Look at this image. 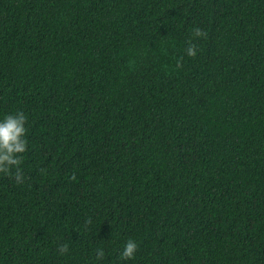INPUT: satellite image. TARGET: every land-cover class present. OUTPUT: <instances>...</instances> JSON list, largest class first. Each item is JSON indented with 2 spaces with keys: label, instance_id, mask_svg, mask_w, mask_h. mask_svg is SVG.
<instances>
[{
  "label": "trees",
  "instance_id": "trees-1",
  "mask_svg": "<svg viewBox=\"0 0 264 264\" xmlns=\"http://www.w3.org/2000/svg\"><path fill=\"white\" fill-rule=\"evenodd\" d=\"M17 110L0 264H264V0H0Z\"/></svg>",
  "mask_w": 264,
  "mask_h": 264
},
{
  "label": "clouds",
  "instance_id": "clouds-1",
  "mask_svg": "<svg viewBox=\"0 0 264 264\" xmlns=\"http://www.w3.org/2000/svg\"><path fill=\"white\" fill-rule=\"evenodd\" d=\"M207 33L199 26H193L191 39L187 42L184 52L188 57L198 55L196 40L206 38ZM27 116L22 110H17L0 117V173L9 174L17 184L24 181L22 162L24 154L29 150ZM138 242L128 239L120 251V259L127 261L134 258ZM61 252L67 251V245H62ZM96 259L104 256L103 249L96 250Z\"/></svg>",
  "mask_w": 264,
  "mask_h": 264
}]
</instances>
